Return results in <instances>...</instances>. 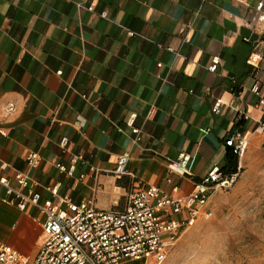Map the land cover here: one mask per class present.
<instances>
[{
	"label": "crops",
	"instance_id": "0c3cea01",
	"mask_svg": "<svg viewBox=\"0 0 264 264\" xmlns=\"http://www.w3.org/2000/svg\"><path fill=\"white\" fill-rule=\"evenodd\" d=\"M259 3L264 13V0H0V174L26 173L42 200H91L99 211L124 209L131 193L151 186L186 197L224 163L228 134L239 130L251 147L260 140L246 65L255 48L264 53ZM132 113L138 144L127 126ZM30 153L39 162L29 169ZM74 155L82 161L73 176L59 173L55 165L68 167ZM123 155L129 175L116 178ZM171 163L180 170L169 171ZM57 182V197L43 190ZM3 196L0 188V243L31 264L44 218Z\"/></svg>",
	"mask_w": 264,
	"mask_h": 264
},
{
	"label": "built area",
	"instance_id": "2783aa9c",
	"mask_svg": "<svg viewBox=\"0 0 264 264\" xmlns=\"http://www.w3.org/2000/svg\"><path fill=\"white\" fill-rule=\"evenodd\" d=\"M243 2L244 0H237ZM76 8L93 12V8L85 3L77 2ZM259 13L256 22L264 23L263 3L256 6ZM105 18V13H100ZM131 35V34H130ZM257 44H264L260 40ZM219 57L210 60L208 72L216 74ZM264 61V53L256 48L246 60V65L253 72V82L250 94L258 99L256 107L262 111V120L258 123L257 131H264V69L260 62ZM221 101L218 100L212 113L217 114ZM15 106L7 104L5 112L12 114ZM155 108L151 106L145 115L149 119ZM136 115L128 117L127 126L131 128L132 143L138 144L141 140L140 129L134 126ZM242 120L249 117L242 115ZM66 140L61 142L64 148ZM224 146L234 156L240 158L248 145L245 134L236 130L224 138ZM82 161L81 156L74 155L68 167L56 164L61 174L73 176L75 165ZM128 156H121L113 170V176L121 178L128 176L126 164ZM39 157L36 153L26 156L27 167L38 165ZM0 165V170L3 169ZM168 170H180L176 164H168ZM90 171L98 172L93 168ZM227 175L212 168L203 180L194 185L192 192L184 198L173 199L160 193L159 189L151 186L140 188L128 196L126 207L117 210H98L91 200L75 203L69 197H62L57 203L42 200L35 189L38 183L29 178L26 173L16 171L12 180L0 174V188L4 192L2 202L15 206L20 211L33 207L43 216L42 246L33 258L31 264H122L124 262H137L138 264H159L174 248L183 228L191 226L198 219L206 220L211 216L208 199L218 188L229 187L238 174ZM14 183V187L11 184ZM61 183L43 187L53 197L58 196ZM176 190V189H174ZM1 264H28L16 251L0 243Z\"/></svg>",
	"mask_w": 264,
	"mask_h": 264
},
{
	"label": "rangeland",
	"instance_id": "374dc122",
	"mask_svg": "<svg viewBox=\"0 0 264 264\" xmlns=\"http://www.w3.org/2000/svg\"><path fill=\"white\" fill-rule=\"evenodd\" d=\"M259 134L258 144L238 158L233 183L208 199L211 216L183 228L159 264H264V131Z\"/></svg>",
	"mask_w": 264,
	"mask_h": 264
},
{
	"label": "trees",
	"instance_id": "16d2710c",
	"mask_svg": "<svg viewBox=\"0 0 264 264\" xmlns=\"http://www.w3.org/2000/svg\"><path fill=\"white\" fill-rule=\"evenodd\" d=\"M224 163L218 168L219 171L227 175H233L237 172L238 158L234 156L228 149Z\"/></svg>",
	"mask_w": 264,
	"mask_h": 264
}]
</instances>
